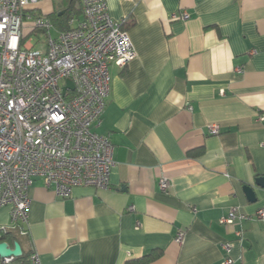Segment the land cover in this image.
<instances>
[{"label":"crops","instance_id":"0c3cea01","mask_svg":"<svg viewBox=\"0 0 264 264\" xmlns=\"http://www.w3.org/2000/svg\"><path fill=\"white\" fill-rule=\"evenodd\" d=\"M106 4L136 51L127 68L111 67L107 106L92 129L114 147L110 187H78L61 199L35 179L27 234L9 228L6 206L0 238L5 228V242L40 264H127L154 251L161 256L149 264H264L256 215L264 189H255V203L244 193L264 177V0ZM37 9L49 16L55 2ZM184 12L188 20L171 19ZM232 209L247 219L223 224Z\"/></svg>","mask_w":264,"mask_h":264},{"label":"built area","instance_id":"2783aa9c","mask_svg":"<svg viewBox=\"0 0 264 264\" xmlns=\"http://www.w3.org/2000/svg\"><path fill=\"white\" fill-rule=\"evenodd\" d=\"M43 1L0 0V208H12L9 228L20 236L27 234L35 179L61 199L78 187H110L114 147L92 129L107 106L111 67L124 69L136 59L128 33L110 16L106 0H79L81 17L56 37L50 19L38 12ZM189 18L186 12L171 16ZM37 31L45 35L42 49L32 46ZM69 81L73 89L64 92ZM209 132L219 135L220 128L211 126ZM159 185L164 192L170 187L166 178ZM256 215L264 221V210ZM246 219L232 209L222 223ZM183 240L178 234L176 242ZM222 249L229 255L231 244ZM31 259L40 264L37 256ZM12 260L0 259V264ZM233 263L230 258L223 262Z\"/></svg>","mask_w":264,"mask_h":264},{"label":"trees","instance_id":"16d2710c","mask_svg":"<svg viewBox=\"0 0 264 264\" xmlns=\"http://www.w3.org/2000/svg\"><path fill=\"white\" fill-rule=\"evenodd\" d=\"M79 0H61L59 3H55L54 12L47 16L48 19L52 22L53 26H55L58 32L69 31L71 28L69 26V22L72 19L80 18L82 15V9ZM63 15L59 17V14ZM123 30H125V26H122ZM43 33L41 31H37L36 34ZM198 154V153H196ZM4 235L0 238V242H5L8 238V234L3 233ZM17 235L20 234L17 232ZM161 256L160 252L154 251V253L143 257L140 260L130 261L127 264H149L155 260H157ZM30 256H22L20 258L14 259L17 264H30ZM12 261V262H13ZM11 262V263H12ZM10 263V264H11Z\"/></svg>","mask_w":264,"mask_h":264},{"label":"water","instance_id":"95a60500","mask_svg":"<svg viewBox=\"0 0 264 264\" xmlns=\"http://www.w3.org/2000/svg\"><path fill=\"white\" fill-rule=\"evenodd\" d=\"M63 15L59 14V17ZM73 89V83L68 82V85L66 88H64V92H66V89ZM264 189V177L257 178L254 182V185H246L244 187V193L246 194L248 201L255 203L257 201L256 191L255 189ZM23 252L21 246L16 243L14 245V248L10 247V245L7 242H0V259H6V258H13L17 259L22 257Z\"/></svg>","mask_w":264,"mask_h":264},{"label":"rangeland","instance_id":"374dc122","mask_svg":"<svg viewBox=\"0 0 264 264\" xmlns=\"http://www.w3.org/2000/svg\"><path fill=\"white\" fill-rule=\"evenodd\" d=\"M61 0H54V2L57 4L59 3ZM58 32L57 28L55 26H53L51 34L53 37H56V33ZM45 39V35L44 33H39L37 38L34 37L33 41H32V46L35 47V49H42L43 48V44L45 43L44 41ZM39 40V42H38Z\"/></svg>","mask_w":264,"mask_h":264}]
</instances>
